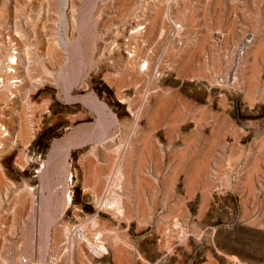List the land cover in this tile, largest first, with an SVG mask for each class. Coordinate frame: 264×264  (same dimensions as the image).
Segmentation results:
<instances>
[{
  "label": "rangeland",
  "instance_id": "1",
  "mask_svg": "<svg viewBox=\"0 0 264 264\" xmlns=\"http://www.w3.org/2000/svg\"><path fill=\"white\" fill-rule=\"evenodd\" d=\"M228 258L264 264V0H0V264Z\"/></svg>",
  "mask_w": 264,
  "mask_h": 264
},
{
  "label": "bare ground",
  "instance_id": "2",
  "mask_svg": "<svg viewBox=\"0 0 264 264\" xmlns=\"http://www.w3.org/2000/svg\"><path fill=\"white\" fill-rule=\"evenodd\" d=\"M158 9H160V8H158ZM3 14V13H2ZM11 15V14H10ZM76 16V15H75ZM73 17V16H72ZM76 23V22H75ZM230 24H232V23H230ZM227 29V28H226ZM232 33V32H231ZM147 36V35H146ZM3 39V38H2ZM203 40V39H202ZM261 41V40H260ZM202 43V42H201ZM2 44V43H1ZM80 45V44H79ZM258 46V45H257ZM27 47V46H26ZM9 49V48H8ZM21 49V48H20ZM79 51V50H78ZM119 51H120V49H119ZM112 53V52H111ZM192 54V53H191ZM254 55V54H253ZM121 58H123V57H121ZM198 59V58H197ZM124 60V59H123ZM14 60H13V58L11 59V61L10 62H13ZM22 61V60H21ZM20 61V62H21ZM21 65V64H20ZM206 67V66H205ZM28 68V67H27ZM26 69V68H25ZM254 71V70H253ZM121 73V72H120ZM122 74V76H123V72L121 73ZM143 76V75H142ZM72 77H74V76H72ZM107 80V79H106ZM109 80V79H108ZM210 80V79H209ZM5 81V80H4ZM18 81V80H17ZM123 81V80H122ZM108 83H110V82H108ZM4 84V83H3ZM27 84V83H26ZM35 85V84H34ZM21 86V85H20ZM167 86V85H166ZM144 87V86H143ZM19 89V88H18ZM142 89H144V88H142ZM20 92V91H19ZM22 93V92H21ZM82 93V92H81ZM219 95H220V93H219ZM129 96V95H128ZM164 96V95H163ZM207 97V96H206ZM162 98V97H161ZM164 98V97H163ZM25 99V98H24ZM135 100H137V99H135ZM145 100V99H144ZM161 100V99H160ZM119 101V100H118ZM122 102V101H121ZM184 103V102H183ZM142 104V103H141ZM149 105V104H148ZM222 105V104H221ZM74 107V106H73ZM162 107V106H161ZM18 108V107H17ZM79 108V107H78ZM160 108V107H159ZM159 108H157L156 109V112H155V116L154 117H158L159 116V114H157V112H158V110H159ZM163 109H164V107H163ZM16 110V109H15ZM176 110V109H175ZM200 112H202V111H200ZM20 113V112H19ZM179 113V112H178ZM203 113V112H202ZM199 114V113H198ZM19 115V114H18ZM154 115V114H153ZM182 115V114H181ZM19 119H20V116H19ZM107 120V119H106ZM196 120H197V118H196ZM200 120V119H199ZM201 120H203L202 118H201ZM20 121V120H19ZM173 121V120H172ZM179 121V120H178ZM153 123H155V121L154 120H152V123L151 124H153ZM23 124V123H22ZM199 124V123H198ZM175 126V125H174ZM20 128V127H19ZM34 128V127H33ZM21 130V129H20ZM119 131V130H118ZM169 131V130H168ZM23 132H21V134H22ZM170 133V132H169ZM193 133H195V132H193ZM30 135V134H29ZM193 135V134H192ZM191 136V135H190ZM189 136V137H190ZM10 137V136H9ZM23 137H21V139H22ZM149 137L147 136V135H142L141 137H140V139L138 140V142H140V147L139 148H137L136 149V155H135V158L137 157V158H139L137 161H140V162H142V161H144L147 157H149V158H151V154H152V150H153V146H152V144H154V142L153 143H151V141L148 139ZM263 137H261V139H262ZM168 139H169V136H168ZM186 139V138H185ZM260 139V140H261ZM24 140V139H23ZM116 140V139H115ZM187 140V139H186ZM189 140V139H188ZM187 140V141H188ZM184 141V140H183ZM124 143V142H123ZM154 145H156V144H154ZM187 145V144H186ZM262 145V144H261ZM123 146V145H122ZM122 146H121V148H122ZM117 147V146H116ZM187 147V146H186ZM262 147V146H261ZM155 148V147H154ZM185 148V147H184ZM97 149V148H96ZM95 149V150H96ZM92 150V149H91ZM94 150V151H95ZM25 151V150H24ZM93 151V152H94ZM97 151V150H96ZM122 151V150H121ZM154 151H155V149H154ZM105 152V151H104ZM156 152H157V150H156ZM155 152V153H156ZM119 153H120V150H119ZM132 153V152H131ZM183 154H181L180 155V157H181V159H185V158H187V155H186V153H184V152H182ZM115 154V153H114ZM121 154V153H120ZM134 154V153H133ZM157 154V153H156ZM177 154V153H176ZM208 154V153H207ZM25 155V154H24ZM3 156V155H2ZM97 156V155H96ZM156 156H158V155H155V157L153 158L155 161L156 160H158V158H156ZM115 157V156H114ZM208 157V156H207ZM210 157V156H209ZM204 159V158H203ZM112 161V160H111ZM119 163V162H118ZM139 164V163H138ZM110 165V164H109ZM118 165H120V164H118ZM117 165V166H118ZM131 165V164H130ZM115 168H117L116 166H115ZM195 168V167H194ZM118 169V168H117ZM177 169V167H175L174 169H173V173L175 172V170ZM252 169V168H251ZM253 169H255V168H253ZM84 171V170H83ZM118 171H119V169H118ZM137 171H139V170H137ZM116 172H117V170H116ZM115 172V173H116ZM85 173V172H84ZM110 173V172H109ZM115 173H114V175H115ZM138 173V172H137ZM187 173H189L190 175H192V177L190 176V177H188V181L189 182H191L192 183V181H193V178H195L194 176H193V174H195L194 172H193V170H191L190 169V172H187ZM118 174V173H117ZM139 174V173H138ZM117 176V175H116ZM101 177V176H100ZM144 177V176H143ZM143 177H141V178H143ZM250 177V176H249ZM192 178V179H191ZM94 179V178H93ZM95 180V179H94ZM107 180V179H106ZM144 180V179H143ZM148 181V180H147ZM146 182V181H145ZM250 182V181H249ZM109 184V183H108ZM138 185V184H137ZM136 185V186H137ZM249 185V184H248ZM118 186V185H117ZM111 192V191H110ZM108 193H109V191H108ZM59 198V197H58ZM141 198V197H140ZM100 199V198H99ZM25 201V200H24ZM111 201V200H110ZM109 201V202H110ZM68 202V201H67ZM112 202V201H111ZM118 203V202H117ZM94 206V205H93ZM96 208V207H95ZM118 208V207H117ZM141 208V207H140ZM118 211H119V209H118ZM114 212H117V211H114ZM95 215V214H94ZM177 215H179V214H177ZM79 230V229H78ZM79 232V231H78ZM81 232V231H80ZM76 234H78V233H76ZM78 237V236H77ZM80 237V236H79ZM84 237V236H83ZM152 246V245H151ZM187 246V245H186ZM93 249V248H92ZM164 249V248H163ZM117 250V249H116ZM93 251V250H92ZM174 251H176V250H174ZM117 253H118V255H117ZM117 253H116V255L117 256H119L120 255V251L119 250H117ZM179 255V254H178ZM116 256V257H117ZM121 256V255H120ZM154 256V255H153ZM171 256V255H170ZM158 257V256H157ZM124 258H126V257H124ZM178 258V257H177ZM206 259V258H205ZM208 259V258H207ZM229 259V261H228V263L230 262V261H232V263L231 264H234V262H236L235 260H234V258H228ZM121 260V259H120ZM218 260V259H217ZM213 261V260H212ZM212 261L210 262V263H206V264H211L212 263ZM214 262V261H213ZM216 263H217V261H216ZM118 264V263H117ZM227 264V263H226ZM238 264V263H237Z\"/></svg>",
  "mask_w": 264,
  "mask_h": 264
}]
</instances>
